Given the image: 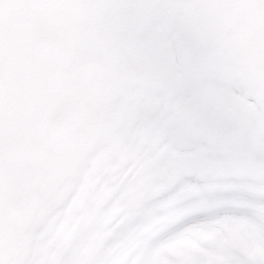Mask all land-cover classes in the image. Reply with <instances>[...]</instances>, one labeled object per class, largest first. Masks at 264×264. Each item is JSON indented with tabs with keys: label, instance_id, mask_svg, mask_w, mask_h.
Masks as SVG:
<instances>
[{
	"label": "snow or ice",
	"instance_id": "1",
	"mask_svg": "<svg viewBox=\"0 0 264 264\" xmlns=\"http://www.w3.org/2000/svg\"><path fill=\"white\" fill-rule=\"evenodd\" d=\"M0 264H264V0H0Z\"/></svg>",
	"mask_w": 264,
	"mask_h": 264
}]
</instances>
